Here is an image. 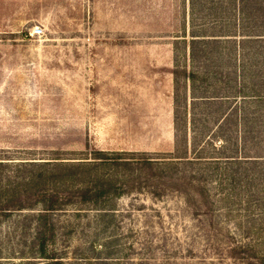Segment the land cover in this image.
Instances as JSON below:
<instances>
[{"label":"rangeland","instance_id":"374dc122","mask_svg":"<svg viewBox=\"0 0 264 264\" xmlns=\"http://www.w3.org/2000/svg\"><path fill=\"white\" fill-rule=\"evenodd\" d=\"M263 33L264 0H0V158L123 160L118 195L53 213L61 264H264ZM34 211L0 264H49Z\"/></svg>","mask_w":264,"mask_h":264},{"label":"trees","instance_id":"16d2710c","mask_svg":"<svg viewBox=\"0 0 264 264\" xmlns=\"http://www.w3.org/2000/svg\"><path fill=\"white\" fill-rule=\"evenodd\" d=\"M253 35L260 37L264 33ZM256 39L260 38H254L253 41L258 42ZM190 77H194L193 73ZM252 95L250 96L253 97ZM183 116L175 115L176 128L180 126L179 120H185ZM243 157L227 156L226 159L235 161L236 164L250 161L251 168L255 167V161L262 159L261 156ZM59 159L36 161L28 158L13 162L0 158V224L15 211L35 210L23 215L22 220H28L31 243L36 247L32 257L47 259L49 264H61L60 257L52 248L55 241L53 213L68 205L99 206L107 197L118 195L122 191L117 180L98 174L100 165L107 162L121 164L123 160L119 156L95 150L92 161L71 162ZM141 163L151 166L150 160H143ZM246 171L247 168L243 170ZM263 172L264 169L261 171L264 180ZM235 249L234 247L233 250Z\"/></svg>","mask_w":264,"mask_h":264},{"label":"built area","instance_id":"2783aa9c","mask_svg":"<svg viewBox=\"0 0 264 264\" xmlns=\"http://www.w3.org/2000/svg\"><path fill=\"white\" fill-rule=\"evenodd\" d=\"M41 33H42V29L39 26H35L31 32L32 35H36V36L41 35Z\"/></svg>","mask_w":264,"mask_h":264}]
</instances>
